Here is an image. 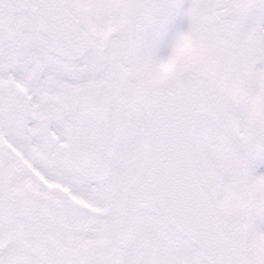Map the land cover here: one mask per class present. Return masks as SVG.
<instances>
[{"label":"snow or ice","instance_id":"6c2138e0","mask_svg":"<svg viewBox=\"0 0 264 264\" xmlns=\"http://www.w3.org/2000/svg\"><path fill=\"white\" fill-rule=\"evenodd\" d=\"M0 264H264V0H0Z\"/></svg>","mask_w":264,"mask_h":264}]
</instances>
